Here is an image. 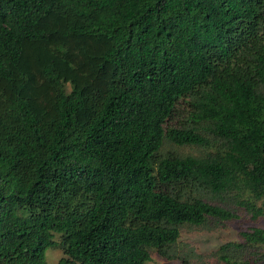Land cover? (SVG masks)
<instances>
[{"label":"trees","instance_id":"1","mask_svg":"<svg viewBox=\"0 0 264 264\" xmlns=\"http://www.w3.org/2000/svg\"><path fill=\"white\" fill-rule=\"evenodd\" d=\"M210 199L264 215V0H0V264L170 258Z\"/></svg>","mask_w":264,"mask_h":264},{"label":"rangeland","instance_id":"2","mask_svg":"<svg viewBox=\"0 0 264 264\" xmlns=\"http://www.w3.org/2000/svg\"><path fill=\"white\" fill-rule=\"evenodd\" d=\"M188 111H185L184 117H173L169 119L165 126H176L186 119ZM209 149L195 145L177 146L167 140H164L159 150L161 156L167 153H175L178 155L201 156ZM211 203L224 205L234 210L236 217L228 220H217L208 218L202 225L192 226L183 224L180 226V237L178 241L169 249L172 257L166 258L155 251H151V258L146 264H253L254 255L249 253L244 256L239 251L221 250V245L227 242H242L240 233L252 228L264 229V215L252 218L249 213L242 208L234 207L227 202L210 199ZM259 204V202H257ZM255 245L256 249L259 244ZM264 246L262 247V249ZM228 256V263L220 258V254ZM63 256L62 250L58 247L50 248L46 252V261L48 264H54ZM245 262V263H244Z\"/></svg>","mask_w":264,"mask_h":264}]
</instances>
